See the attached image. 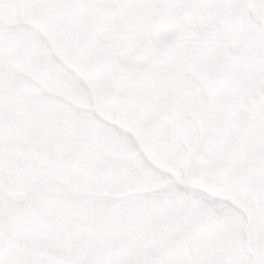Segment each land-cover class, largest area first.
Listing matches in <instances>:
<instances>
[{"label": "snow or ice", "instance_id": "snow-or-ice-1", "mask_svg": "<svg viewBox=\"0 0 264 264\" xmlns=\"http://www.w3.org/2000/svg\"><path fill=\"white\" fill-rule=\"evenodd\" d=\"M0 264H264V0H0Z\"/></svg>", "mask_w": 264, "mask_h": 264}]
</instances>
